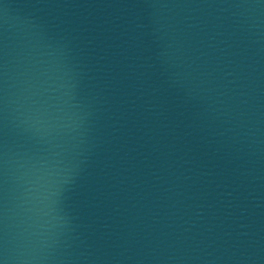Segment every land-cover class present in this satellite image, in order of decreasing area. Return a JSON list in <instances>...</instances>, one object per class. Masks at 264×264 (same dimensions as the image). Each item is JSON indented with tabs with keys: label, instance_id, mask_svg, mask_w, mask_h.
<instances>
[{
	"label": "water",
	"instance_id": "water-1",
	"mask_svg": "<svg viewBox=\"0 0 264 264\" xmlns=\"http://www.w3.org/2000/svg\"><path fill=\"white\" fill-rule=\"evenodd\" d=\"M2 264H264V0H0Z\"/></svg>",
	"mask_w": 264,
	"mask_h": 264
},
{
	"label": "clouds",
	"instance_id": "clouds-1",
	"mask_svg": "<svg viewBox=\"0 0 264 264\" xmlns=\"http://www.w3.org/2000/svg\"><path fill=\"white\" fill-rule=\"evenodd\" d=\"M0 264H2V262H0Z\"/></svg>",
	"mask_w": 264,
	"mask_h": 264
}]
</instances>
